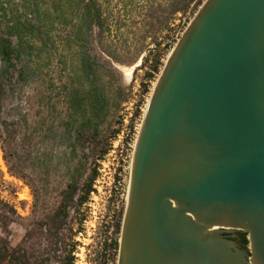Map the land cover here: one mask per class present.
I'll return each instance as SVG.
<instances>
[{"label":"rangeland","instance_id":"374dc122","mask_svg":"<svg viewBox=\"0 0 264 264\" xmlns=\"http://www.w3.org/2000/svg\"><path fill=\"white\" fill-rule=\"evenodd\" d=\"M91 1L92 24L90 0H0V40L17 51L9 67L0 54V264H118L140 126L198 11H176L181 0ZM92 176L88 201L75 199L56 233L63 192Z\"/></svg>","mask_w":264,"mask_h":264},{"label":"water","instance_id":"95a60500","mask_svg":"<svg viewBox=\"0 0 264 264\" xmlns=\"http://www.w3.org/2000/svg\"><path fill=\"white\" fill-rule=\"evenodd\" d=\"M118 264H264V0H205L170 53Z\"/></svg>","mask_w":264,"mask_h":264},{"label":"trees","instance_id":"16d2710c","mask_svg":"<svg viewBox=\"0 0 264 264\" xmlns=\"http://www.w3.org/2000/svg\"><path fill=\"white\" fill-rule=\"evenodd\" d=\"M205 0H181L179 8L176 10L178 12H181L183 14H186L188 12L196 13L199 8L202 6ZM193 5V6H192ZM99 17V14L97 11H95L93 2L90 0V2L87 5L86 10L83 14V21L88 22L89 24H92L95 22ZM82 31L75 32L74 36L77 40H82ZM12 34L11 31H8V35ZM0 54L2 62L5 66H11L12 61L15 57H17V51L12 45V42L9 38H2L0 40ZM84 61V71L86 72V77L90 75L91 66L90 63ZM159 64H160V56H158L155 60V64L153 65V71H159ZM151 76V75H150ZM88 79H90L88 77ZM91 83V82H90ZM92 84V83H91ZM95 180V177L92 176L88 182H86L82 188V194H79L80 189L78 188L77 184L70 183L68 185L67 190L63 192L62 196V202L59 206V208L56 210L53 218H52V224L54 225L56 233H58L62 229V225L65 221V218L68 215V208L69 206L77 199V202L79 205H84L88 201L91 193L93 192V182ZM78 196V198H77ZM123 217V214H122ZM116 232L120 233L122 228V223L120 222L117 224ZM113 245L118 247L119 242L114 241ZM15 264H26L25 262H15ZM62 264H74L73 258L69 256L65 262Z\"/></svg>","mask_w":264,"mask_h":264}]
</instances>
